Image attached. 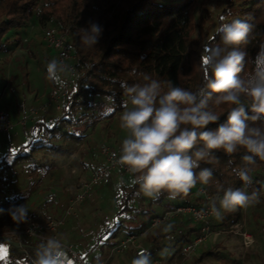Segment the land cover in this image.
<instances>
[{
    "label": "trees",
    "instance_id": "trees-1",
    "mask_svg": "<svg viewBox=\"0 0 264 264\" xmlns=\"http://www.w3.org/2000/svg\"><path fill=\"white\" fill-rule=\"evenodd\" d=\"M32 16L40 27L50 26L65 31V42L75 55V77L58 113L47 119L39 117L24 122L23 127L27 128L25 141L15 147H7L0 157V192L6 194L0 205V209L5 210L0 212V229L54 218L51 216L55 215L52 212L57 202L51 197L46 200L47 208L44 210L28 211L26 222H14L6 210L14 205H23L24 199L37 189L51 168L35 159L38 150L60 153L64 149L63 141H79L98 123H101L99 129L107 130L111 125L113 127L112 122L120 119V111L124 109L122 102L127 99L120 86L121 82L128 85L142 84L143 76L147 74L160 80L164 91H167L169 82L171 86L190 91L205 87V66L202 60L204 47L225 48L217 30L221 23H230L236 19L251 25L246 44L226 48H238L246 52L241 77H247L257 70V58L264 48V0H223L214 13L205 8L199 10L196 0H0V53L9 52L20 43V35L28 27ZM90 22L100 24L103 34L97 45L87 47L81 44L79 30L87 28ZM36 61L47 79L48 55H42ZM47 81L50 88L57 84ZM107 97L113 100L109 101ZM209 103L211 105L212 102ZM106 107H111L113 111L106 112ZM228 108L223 105L216 110L225 111ZM225 119L226 115L221 116L220 122ZM216 126L210 125L212 128ZM244 154L243 149L231 155L217 150L216 160L200 163L201 168L213 170L209 184L198 183L187 197H178L176 200L167 199V194L161 195L158 200L143 196L138 185L131 183L130 173L115 169L119 176L114 178L113 217L103 220L94 232L92 241L81 245L83 251L79 252L92 262L107 257L110 260L111 248L120 238L131 232L146 230L144 247L151 254V259L170 258L182 244L199 234L202 221H192L189 215L178 214L171 220L149 228L151 218L178 204L202 206L210 203L222 196L221 189L229 187L243 188L249 194L258 192L262 208L252 210V220L264 242V161L257 158L256 163L249 166L252 183L245 186L234 172V169L244 166L241 159ZM14 163L19 164L23 174V189L18 188L21 183L14 176ZM112 171L106 174L104 183L113 178ZM199 187L205 190L208 199L197 192ZM50 206L53 207L52 211ZM241 209L222 211V218L210 217V228L234 222L240 217ZM169 223L173 227L165 233L163 228ZM63 227V224L59 226L58 235ZM119 231H124V235L118 239L115 234ZM0 241L5 242L1 235ZM22 242L31 247L27 254L5 242L11 252L10 259L23 258L26 264H33L35 249L41 243L26 237ZM78 244L76 242L72 246L78 250ZM65 253L66 264L69 261L77 264L66 250ZM206 253L216 264H241L229 253ZM129 255L131 264L137 255L134 252ZM200 257L193 256L184 263L182 260L180 264H200Z\"/></svg>",
    "mask_w": 264,
    "mask_h": 264
},
{
    "label": "clouds",
    "instance_id": "clouds-1",
    "mask_svg": "<svg viewBox=\"0 0 264 264\" xmlns=\"http://www.w3.org/2000/svg\"><path fill=\"white\" fill-rule=\"evenodd\" d=\"M79 31L81 44L92 47L102 37L103 27L90 22ZM217 31L226 47L205 45L202 57L205 87L190 91L171 86L169 82L164 91L161 81L147 74L142 84H120L127 99L122 102L124 111L119 126L127 136L115 162L127 168L131 183L138 185L145 197L158 200L167 194V199L176 200L187 197L198 183L208 185L213 170L201 168L200 163L216 160L217 150L228 155L244 150L241 157L244 166L234 172L245 186L252 183L249 166L254 165L257 158L264 161V67L260 66L264 65V48L257 58V70L241 77L246 52L226 48L246 44L251 25L236 19L221 23ZM73 72L62 60L51 59L46 63L50 81L66 83L62 76ZM107 99L113 100L112 97ZM223 105L229 108L216 110ZM105 111L110 113L113 109L106 107ZM225 115L226 119L220 122ZM213 124L217 126L210 127ZM221 190L222 196L209 203L210 214L216 218H222V211L234 212L259 202L257 191L249 194L243 188L232 187ZM6 211L16 223L27 220L25 204L14 205ZM172 227L169 223L163 231L167 233ZM33 264H66L60 239L50 237L38 245ZM131 264H153L151 254L141 250Z\"/></svg>",
    "mask_w": 264,
    "mask_h": 264
},
{
    "label": "rangeland",
    "instance_id": "rangeland-1",
    "mask_svg": "<svg viewBox=\"0 0 264 264\" xmlns=\"http://www.w3.org/2000/svg\"><path fill=\"white\" fill-rule=\"evenodd\" d=\"M196 2L199 10L205 8L208 12L214 13L218 11L223 0H196ZM35 21L32 16L28 27L23 29L20 35L21 41L18 45L7 53H0V108L6 109L15 123L10 131L0 134V157L7 147H15L25 141L27 128H24L20 121L26 122L25 118L30 108L37 109V113L29 121H34L39 117L47 119L59 111V109L51 107L40 108L41 101L47 95L51 85L36 60L42 55H48L49 61L54 59V56L48 54V49L43 44L41 37L43 27L38 26ZM24 38L26 41H23ZM123 111L124 109L120 113ZM119 123L120 119H114L113 127L111 125L107 130L99 129L101 123L96 124L94 129L88 130L79 141H63L64 149L60 153L38 150L34 155L35 159L41 164L50 165L51 168L37 189L24 199L23 204L28 211L40 212V210H44L47 208L46 200L51 197L57 203L53 206L54 210L50 206V211L53 210L52 213L55 215L51 216L50 214L49 216H63L67 200L73 196L77 185L100 163V146L111 144L118 148L122 145L127 133L120 128ZM12 167L15 171V178H18L21 183L18 188H25L19 164L14 163ZM112 172L113 178L108 183H104V179L98 185L91 187L84 200L76 205L75 212L64 219V227L58 236L69 244L80 243L77 246L80 252L83 251L81 245L92 241L94 232L103 220L113 217L111 215L114 205V178L115 176L118 178L119 175L116 170ZM261 208L259 200L258 203L242 208L240 217L234 222H229L218 228H210L208 236L198 244L196 250L185 258L178 257V260H183L182 263H184L186 260L192 259L193 256H201L200 264H216V261L206 253L211 251L219 254L229 253L241 264H264V242H262L260 233L252 220V210ZM12 228L1 229L8 231ZM244 232L250 233L252 236L249 245L243 244L242 233ZM115 235L119 239L124 235V231H119ZM144 239L145 235L139 238L137 243L144 246ZM3 244L5 242L0 241V246ZM133 252V249H127L121 254L112 255L109 264H129V254Z\"/></svg>",
    "mask_w": 264,
    "mask_h": 264
},
{
    "label": "built area",
    "instance_id": "built-area-1",
    "mask_svg": "<svg viewBox=\"0 0 264 264\" xmlns=\"http://www.w3.org/2000/svg\"><path fill=\"white\" fill-rule=\"evenodd\" d=\"M42 42L48 49L49 54L54 56V59L62 60L65 64L71 67L74 72L69 73L67 76H62V79L66 83H57L54 87L50 88L47 95L41 101L40 108L51 107L53 109H60L61 102L70 90L73 79L75 77L74 58L75 55L71 51L70 47L65 42V31H59L54 27H43L41 31ZM26 41V38L23 39ZM37 113V109L30 108L28 111L25 121L32 120ZM24 123L23 121H20ZM15 123L12 121L9 112L6 109L0 108V134H5L14 127ZM115 154V155H114ZM120 154V149H116L111 144H103L99 148V155L101 156V163H99L89 174L80 181L77 188L71 198L68 199L67 205L64 208L63 216L54 217L43 221H30L22 224L18 227L5 231L0 229V235L4 238L22 242L23 238H29L35 242H44L50 237L59 238L57 230L60 225L63 224L66 216L73 214L76 210V205L79 204L85 197L91 187L101 182L106 174L111 170H121L128 173L127 168L116 164V159ZM202 196L208 199V195L202 187L197 189ZM6 194L0 192V205L2 204ZM203 210V212H201ZM199 213V215H198ZM178 214L189 215L192 221H202L200 226L199 234L195 236L191 241L185 242L179 248L178 251L174 252L170 258L167 259H152L153 264H180L181 261L178 257L185 258L196 250L199 243L204 241L209 234L210 224L208 219L214 215L210 214L209 203L202 206H195L190 204H178L173 209L164 210L159 214L153 216L150 220L149 228L156 227L160 222L173 219ZM146 230L139 232H131L120 238L111 248L110 257L115 254H121L127 249H133L134 253L138 255L141 250H145V247L139 245L138 239L145 235ZM65 250L69 254L71 260L77 264H109V257L101 259L98 262H92L85 259L81 253L76 250L72 244L66 243L61 240ZM242 241L244 245H249L252 241L250 233H242ZM20 250L27 254V248L21 246ZM173 258V260H171ZM6 264H26L23 258H13L6 260Z\"/></svg>",
    "mask_w": 264,
    "mask_h": 264
},
{
    "label": "crops",
    "instance_id": "crops-1",
    "mask_svg": "<svg viewBox=\"0 0 264 264\" xmlns=\"http://www.w3.org/2000/svg\"><path fill=\"white\" fill-rule=\"evenodd\" d=\"M29 122H31V121H29ZM0 247H2L3 249H6L7 250L6 251V255L0 257V264H6V260H8V259L11 258L10 257L11 252H10L9 246L5 243V244H3Z\"/></svg>",
    "mask_w": 264,
    "mask_h": 264
},
{
    "label": "water",
    "instance_id": "water-1",
    "mask_svg": "<svg viewBox=\"0 0 264 264\" xmlns=\"http://www.w3.org/2000/svg\"><path fill=\"white\" fill-rule=\"evenodd\" d=\"M4 241L6 242V243H9V244H11V245H13V246H15V247H21V246H23V247H25V248H27V249H30L31 247L29 246V245H27V244H25V243H19V242H17V241H14V240H11V239H9V238H4Z\"/></svg>",
    "mask_w": 264,
    "mask_h": 264
},
{
    "label": "snow or ice",
    "instance_id": "snow-or-ice-1",
    "mask_svg": "<svg viewBox=\"0 0 264 264\" xmlns=\"http://www.w3.org/2000/svg\"><path fill=\"white\" fill-rule=\"evenodd\" d=\"M104 239H107V237H105ZM6 249H3L2 247H0V257L6 255ZM67 264H71V262H67Z\"/></svg>",
    "mask_w": 264,
    "mask_h": 264
}]
</instances>
